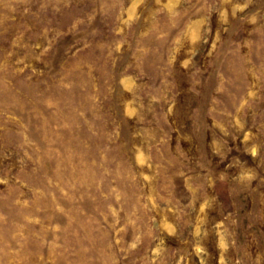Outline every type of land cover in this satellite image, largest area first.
<instances>
[{
  "label": "rangeland",
  "instance_id": "374dc122",
  "mask_svg": "<svg viewBox=\"0 0 264 264\" xmlns=\"http://www.w3.org/2000/svg\"><path fill=\"white\" fill-rule=\"evenodd\" d=\"M0 264H264V0H0Z\"/></svg>",
  "mask_w": 264,
  "mask_h": 264
}]
</instances>
